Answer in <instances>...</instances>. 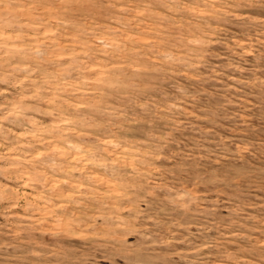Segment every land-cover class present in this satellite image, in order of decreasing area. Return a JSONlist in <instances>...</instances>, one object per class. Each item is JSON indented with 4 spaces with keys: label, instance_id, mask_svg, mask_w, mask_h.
Returning a JSON list of instances; mask_svg holds the SVG:
<instances>
[{
    "label": "rangeland",
    "instance_id": "374dc122",
    "mask_svg": "<svg viewBox=\"0 0 264 264\" xmlns=\"http://www.w3.org/2000/svg\"><path fill=\"white\" fill-rule=\"evenodd\" d=\"M0 264H264V0H0Z\"/></svg>",
    "mask_w": 264,
    "mask_h": 264
}]
</instances>
